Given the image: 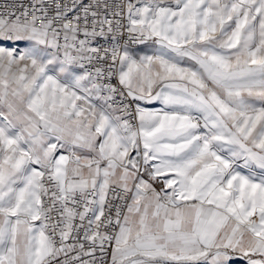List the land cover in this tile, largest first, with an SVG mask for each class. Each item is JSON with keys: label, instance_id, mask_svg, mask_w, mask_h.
I'll use <instances>...</instances> for the list:
<instances>
[{"label": "snow or ice", "instance_id": "snow-or-ice-1", "mask_svg": "<svg viewBox=\"0 0 264 264\" xmlns=\"http://www.w3.org/2000/svg\"><path fill=\"white\" fill-rule=\"evenodd\" d=\"M0 264H264V0H0Z\"/></svg>", "mask_w": 264, "mask_h": 264}, {"label": "crops", "instance_id": "crops-1", "mask_svg": "<svg viewBox=\"0 0 264 264\" xmlns=\"http://www.w3.org/2000/svg\"><path fill=\"white\" fill-rule=\"evenodd\" d=\"M153 107H160V105H158V104L157 105H153Z\"/></svg>", "mask_w": 264, "mask_h": 264}]
</instances>
